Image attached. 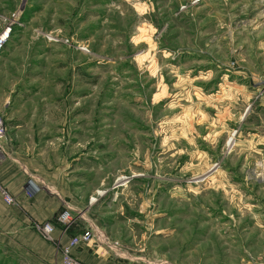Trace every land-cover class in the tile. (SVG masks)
Listing matches in <instances>:
<instances>
[{
  "label": "rangeland",
  "instance_id": "obj_1",
  "mask_svg": "<svg viewBox=\"0 0 264 264\" xmlns=\"http://www.w3.org/2000/svg\"><path fill=\"white\" fill-rule=\"evenodd\" d=\"M0 41V148L12 131L21 154L67 158L68 190L90 202L64 203L61 229L83 220L78 237L172 264L260 250L264 0H0ZM31 228L60 261L55 224ZM10 240L0 230V264H32Z\"/></svg>",
  "mask_w": 264,
  "mask_h": 264
},
{
  "label": "crops",
  "instance_id": "obj_2",
  "mask_svg": "<svg viewBox=\"0 0 264 264\" xmlns=\"http://www.w3.org/2000/svg\"><path fill=\"white\" fill-rule=\"evenodd\" d=\"M0 78H2L1 71ZM260 84L262 83H255L254 86ZM261 88L264 87L262 86ZM9 101L10 95L6 94L4 96L1 90L0 109L6 107ZM13 136V132L10 131L8 138L0 148V186L8 192L9 196L15 199V204H6L3 200L2 192H0V230L11 236V243L18 249L25 250V254L33 259L32 264H58L60 258L58 249L43 241L32 230V224L43 221L54 223L56 230H54L53 236L63 246L68 243L70 238L81 233L86 228L87 222L81 220L67 231L66 228L61 229L55 223L56 214L66 202L72 206H80L81 208L78 209H88L90 211V202L86 206L85 201L77 200L76 195L68 190L67 182L63 178L65 177L63 173L68 168L66 166L67 158L62 157L59 162L48 166L45 162L47 161L46 158L40 159L39 157L18 152ZM60 161H62V165ZM30 177L33 178L38 189L29 198L26 197L23 190L26 181ZM111 215H108L110 218L107 219V222L101 223V221H98L95 225L100 229L103 224V228L108 233L110 226L108 224L110 223L111 226L115 224V222H112L114 220L111 219ZM259 227L261 230L257 234L258 239L255 244L259 246L260 250L248 255L245 259H241V261L245 262L241 264H264V238L262 237L264 227ZM96 236V243L80 244L73 251L75 259L83 264H172L153 249L130 250L125 248L123 242H119L121 248L109 247L102 241L103 236L98 232H96ZM114 240L116 239L114 238Z\"/></svg>",
  "mask_w": 264,
  "mask_h": 264
},
{
  "label": "built area",
  "instance_id": "obj_3",
  "mask_svg": "<svg viewBox=\"0 0 264 264\" xmlns=\"http://www.w3.org/2000/svg\"><path fill=\"white\" fill-rule=\"evenodd\" d=\"M2 42L0 41V47H1ZM4 132V123H3V119L0 116V138H1V134ZM37 185L35 183V181L33 180L32 177H30L27 181H26V187H25V192L28 196H32L35 192H37ZM5 201L7 203H11V199L9 198V196H5ZM74 218H72V216L65 212L64 214H62L61 216H59L58 218V222L61 223L62 225H69ZM51 227L49 225H45L43 227V231L44 232H51ZM92 239V235L89 232H85L83 235L81 236H75L70 238V240L68 241V243L63 247V255L60 259L59 264H83L82 262L78 261L77 259H75L74 257L71 256V252L74 248H76L78 245L80 244H85L90 242ZM104 239V238H103Z\"/></svg>",
  "mask_w": 264,
  "mask_h": 264
},
{
  "label": "bare ground",
  "instance_id": "obj_4",
  "mask_svg": "<svg viewBox=\"0 0 264 264\" xmlns=\"http://www.w3.org/2000/svg\"><path fill=\"white\" fill-rule=\"evenodd\" d=\"M99 194H101L100 192H99ZM93 201V200H92Z\"/></svg>",
  "mask_w": 264,
  "mask_h": 264
}]
</instances>
